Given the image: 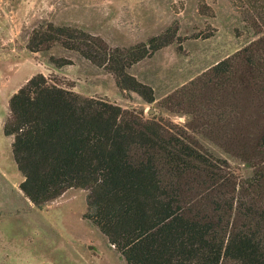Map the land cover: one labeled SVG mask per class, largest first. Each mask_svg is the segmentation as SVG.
<instances>
[{"label":"trees","instance_id":"1","mask_svg":"<svg viewBox=\"0 0 264 264\" xmlns=\"http://www.w3.org/2000/svg\"><path fill=\"white\" fill-rule=\"evenodd\" d=\"M264 26V0H246ZM169 31L147 43L113 47L69 25L42 23L28 49L61 47L112 73L122 90L155 101L129 68L170 44ZM61 67L72 64L51 55ZM163 106L190 116L185 126L88 97L33 75L10 98L3 131L37 207L84 189L83 218L127 264H264V35L177 89ZM198 135L240 160L206 150Z\"/></svg>","mask_w":264,"mask_h":264},{"label":"rangeland","instance_id":"2","mask_svg":"<svg viewBox=\"0 0 264 264\" xmlns=\"http://www.w3.org/2000/svg\"><path fill=\"white\" fill-rule=\"evenodd\" d=\"M69 25L97 34L113 47L147 43L166 32L170 44L129 68L154 89L155 101L122 90L114 75L75 52L53 47L28 49L29 36L42 23ZM264 35V26L246 0H0V264H127L89 220L86 191L71 188L42 207L20 189L24 177L12 152L13 136L4 123L9 100L33 75L88 97H102L125 109L144 111L185 126L188 114L163 106L164 99L212 66ZM66 57L58 67L49 57ZM202 146L226 158L236 175L249 169L214 142Z\"/></svg>","mask_w":264,"mask_h":264}]
</instances>
